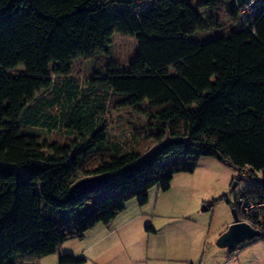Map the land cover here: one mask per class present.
<instances>
[{
    "label": "trees",
    "instance_id": "obj_1",
    "mask_svg": "<svg viewBox=\"0 0 264 264\" xmlns=\"http://www.w3.org/2000/svg\"><path fill=\"white\" fill-rule=\"evenodd\" d=\"M96 1L0 0V264H13V254L55 252L64 234L53 229L54 218L75 221L81 237L126 201L145 204L151 187L168 189L173 174L192 172L200 156L254 181L236 196L237 215L241 195L264 202V0L248 28L208 41L192 37L202 26L195 7L212 1L154 0L136 14ZM114 31L135 35L134 69L108 62L80 90L71 60L110 54ZM110 95L118 106L144 110L166 140L178 142L145 155L109 142L101 117ZM37 128H65L71 138L46 141ZM92 174L107 180L72 191ZM114 185L113 196L94 201ZM256 222L264 232V208ZM81 261L59 257L61 264Z\"/></svg>",
    "mask_w": 264,
    "mask_h": 264
},
{
    "label": "rangeland",
    "instance_id": "obj_2",
    "mask_svg": "<svg viewBox=\"0 0 264 264\" xmlns=\"http://www.w3.org/2000/svg\"><path fill=\"white\" fill-rule=\"evenodd\" d=\"M189 1L196 4V0ZM195 9L202 16V26L195 31L193 39L208 41L240 26L234 0H213L210 5ZM137 47L133 33L114 31L111 53L95 54L91 59L78 54L71 60L70 76L75 78L78 88L84 90L93 69L102 68L108 62L117 69L133 70ZM54 65L52 62L51 66ZM115 100L113 95L107 97L106 110L101 117L107 124L109 142L117 143L123 151L145 155L169 139L144 110L118 106ZM35 133L40 139L61 144L71 138L65 128L51 132L37 128ZM252 183L251 178L226 161L200 156L192 172L173 174L168 189L151 187L145 204L139 205L136 198L126 201L124 211L119 214L124 213V220L132 219L108 239L90 245L94 231L86 230L79 237L75 221L61 216L62 219L54 218L52 222L53 229L64 234L55 252L37 258L13 254L9 262L61 264L59 257L68 254L83 259L77 264H184L182 254L188 253L193 264H264V238L239 243L234 256L227 248L215 244L217 237L234 220L232 204L236 196ZM117 191L114 185L95 196L94 201L108 200ZM203 206L207 208L203 210ZM137 212L139 216L133 218ZM146 225H151L155 232L148 231ZM171 256L172 259L166 258Z\"/></svg>",
    "mask_w": 264,
    "mask_h": 264
},
{
    "label": "built area",
    "instance_id": "obj_3",
    "mask_svg": "<svg viewBox=\"0 0 264 264\" xmlns=\"http://www.w3.org/2000/svg\"><path fill=\"white\" fill-rule=\"evenodd\" d=\"M151 1L154 0H97L96 2L100 4H107L109 8L113 10L127 11L131 14H136L143 6ZM260 1L261 0H249L243 5H235L238 11L240 28L246 29L249 27L250 21L260 9ZM241 173L243 174L244 171H241ZM236 208L239 214V220L259 229L261 231V235L264 233L261 230L260 225L256 222L259 214L264 208V202L256 198L241 195L236 199ZM237 253L238 249L232 250V255Z\"/></svg>",
    "mask_w": 264,
    "mask_h": 264
},
{
    "label": "water",
    "instance_id": "obj_4",
    "mask_svg": "<svg viewBox=\"0 0 264 264\" xmlns=\"http://www.w3.org/2000/svg\"><path fill=\"white\" fill-rule=\"evenodd\" d=\"M202 2H210L213 0H201ZM249 0H234L235 5L240 6L247 3ZM179 139H170L162 142L160 144V149H165L170 145L178 142ZM107 180L106 174H97L86 176L77 180L72 185V191L75 193H80L84 191H89L100 184H103ZM207 206H203L202 209L205 210ZM233 222L229 224L226 229L217 237L215 244L221 248H227L228 250H234L237 245L243 241H251L253 239L259 238L261 236V231L254 228L250 224L238 219L237 213L232 209Z\"/></svg>",
    "mask_w": 264,
    "mask_h": 264
},
{
    "label": "crops",
    "instance_id": "obj_5",
    "mask_svg": "<svg viewBox=\"0 0 264 264\" xmlns=\"http://www.w3.org/2000/svg\"><path fill=\"white\" fill-rule=\"evenodd\" d=\"M121 211H124V208L121 210ZM139 216L138 215V212L135 213L132 217H137ZM117 217H119L120 219H117ZM125 219V215L124 213H118L116 214L113 218H111L110 220L108 221H99V222H96L92 227H90L88 230H90L92 233L93 232V239H92V242L90 243V245L92 244H95L99 241H102L104 239H108V237H110L112 234L114 233H118L120 227L122 225H124L126 222H129L130 219H132L131 217L130 218H127L126 220ZM99 225V226H98ZM147 227V225H146ZM96 229V230H95ZM125 232V230H124ZM155 232V231H154ZM231 253V251H230ZM232 255V254H231ZM189 254H182V263L184 264H193L192 263V259H189ZM234 256V255H232ZM168 259H172V256L171 257H166ZM157 259H161V258H157ZM223 262V260L221 261V263Z\"/></svg>",
    "mask_w": 264,
    "mask_h": 264
},
{
    "label": "clouds",
    "instance_id": "obj_6",
    "mask_svg": "<svg viewBox=\"0 0 264 264\" xmlns=\"http://www.w3.org/2000/svg\"><path fill=\"white\" fill-rule=\"evenodd\" d=\"M239 219V218H238ZM232 252V251H231Z\"/></svg>",
    "mask_w": 264,
    "mask_h": 264
}]
</instances>
